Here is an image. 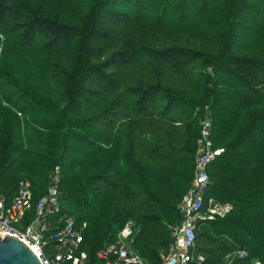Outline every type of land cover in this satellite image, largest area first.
I'll return each instance as SVG.
<instances>
[{
    "label": "trees",
    "instance_id": "16d2710c",
    "mask_svg": "<svg viewBox=\"0 0 264 264\" xmlns=\"http://www.w3.org/2000/svg\"><path fill=\"white\" fill-rule=\"evenodd\" d=\"M206 115L207 198L232 209L197 250L264 264V0H0V190L27 179L37 201L60 168L91 256L134 221L160 264Z\"/></svg>",
    "mask_w": 264,
    "mask_h": 264
},
{
    "label": "built area",
    "instance_id": "2783aa9c",
    "mask_svg": "<svg viewBox=\"0 0 264 264\" xmlns=\"http://www.w3.org/2000/svg\"><path fill=\"white\" fill-rule=\"evenodd\" d=\"M211 135L212 119L206 115L201 122L194 180L177 206L182 220L168 225L170 240L161 252L160 264L205 263L206 257L197 250L200 223L223 218L232 209L230 203L207 198L209 166L223 152V149H214ZM60 179L61 171L57 168L46 192L37 201L32 183L27 179L20 183L10 201L0 190V236L12 235L24 242L41 264H147L133 248L134 221L126 222L114 241L91 256L84 247V226H78L73 217L62 212ZM245 255V252L238 253L239 258Z\"/></svg>",
    "mask_w": 264,
    "mask_h": 264
},
{
    "label": "water",
    "instance_id": "95a60500",
    "mask_svg": "<svg viewBox=\"0 0 264 264\" xmlns=\"http://www.w3.org/2000/svg\"><path fill=\"white\" fill-rule=\"evenodd\" d=\"M0 264H41L36 254L21 240L0 236Z\"/></svg>",
    "mask_w": 264,
    "mask_h": 264
},
{
    "label": "rangeland",
    "instance_id": "374dc122",
    "mask_svg": "<svg viewBox=\"0 0 264 264\" xmlns=\"http://www.w3.org/2000/svg\"><path fill=\"white\" fill-rule=\"evenodd\" d=\"M70 15L71 16H74L75 15V12L74 11H70Z\"/></svg>",
    "mask_w": 264,
    "mask_h": 264
}]
</instances>
